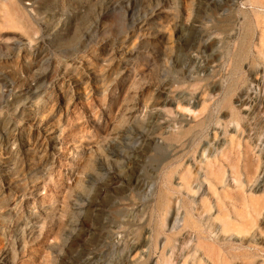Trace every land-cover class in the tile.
Wrapping results in <instances>:
<instances>
[{
	"label": "rangeland",
	"instance_id": "obj_1",
	"mask_svg": "<svg viewBox=\"0 0 264 264\" xmlns=\"http://www.w3.org/2000/svg\"><path fill=\"white\" fill-rule=\"evenodd\" d=\"M256 12L248 0H0V264H211L210 216L250 196L251 237L264 238ZM127 135L114 160L112 137ZM185 211L200 231L175 221ZM225 235L228 264H242Z\"/></svg>",
	"mask_w": 264,
	"mask_h": 264
},
{
	"label": "bare ground",
	"instance_id": "obj_2",
	"mask_svg": "<svg viewBox=\"0 0 264 264\" xmlns=\"http://www.w3.org/2000/svg\"><path fill=\"white\" fill-rule=\"evenodd\" d=\"M248 2L255 6L264 5V0H248ZM256 14L264 18V13L256 12ZM4 23L7 26L12 25L8 19H6ZM14 25L16 24L13 23V26ZM20 98L24 100V103H27L32 99V97L28 98L23 96V94L19 95V99ZM33 104L36 105L35 103ZM31 113L35 115L39 114L38 107L34 106L31 109ZM111 141L116 145L115 152L110 154L114 160H118L122 156L129 155L124 148L127 145H130V143L133 144V142L129 140L128 135L124 137V139L119 136H113ZM242 204L244 208L242 211L243 213L239 211L233 215L228 212H223L222 214L217 213L210 216V220L207 223V230L210 237L209 258L211 264H228L225 254L223 253V250H225L224 246H229V243H231V239L225 235L228 231L235 232L238 235V238H236L238 241V244L236 245L238 251L235 255L241 256L243 258L244 261L242 264H256L257 262L259 263V259L264 261V254H260L264 253V238L261 237L259 239H254L251 237V232L254 234L256 231L255 227L258 226V215L261 213V209L258 207V198L250 196L247 200L244 199ZM178 220H181L184 222V224L195 228L194 231H200V227L196 224V221L190 212L188 213L185 211L181 213L175 218V221ZM217 222L219 223V226H217ZM252 244L256 246L255 249H247V247L251 246ZM217 245L222 246L221 256ZM258 256L262 258L258 259Z\"/></svg>",
	"mask_w": 264,
	"mask_h": 264
}]
</instances>
